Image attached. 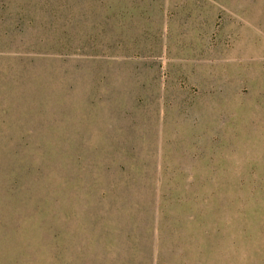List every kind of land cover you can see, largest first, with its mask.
<instances>
[{
  "label": "rangeland",
  "instance_id": "rangeland-1",
  "mask_svg": "<svg viewBox=\"0 0 264 264\" xmlns=\"http://www.w3.org/2000/svg\"><path fill=\"white\" fill-rule=\"evenodd\" d=\"M0 264H264V0H0Z\"/></svg>",
  "mask_w": 264,
  "mask_h": 264
}]
</instances>
